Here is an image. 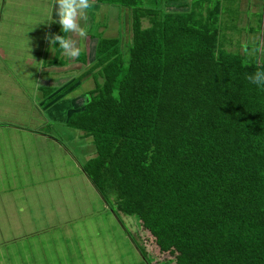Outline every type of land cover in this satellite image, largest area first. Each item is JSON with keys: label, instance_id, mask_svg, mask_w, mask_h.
Returning <instances> with one entry per match:
<instances>
[{"label": "trees", "instance_id": "trees-1", "mask_svg": "<svg viewBox=\"0 0 264 264\" xmlns=\"http://www.w3.org/2000/svg\"><path fill=\"white\" fill-rule=\"evenodd\" d=\"M101 1L129 8L131 33L127 57L122 36L98 39L95 85L66 121L92 138V183L173 264H264V86L249 80L264 62L227 48L237 10Z\"/></svg>", "mask_w": 264, "mask_h": 264}, {"label": "rangeland", "instance_id": "rangeland-1", "mask_svg": "<svg viewBox=\"0 0 264 264\" xmlns=\"http://www.w3.org/2000/svg\"><path fill=\"white\" fill-rule=\"evenodd\" d=\"M154 1L159 0L150 3ZM166 1L168 10L191 6ZM237 4L235 27L224 31L226 46L247 61L264 62V33L258 30L264 24V0ZM16 10L29 14L23 7ZM129 14V9L123 11L105 30L122 36L125 57ZM4 16L9 20L0 29V77L18 90L10 94L3 89L0 94V116L14 119L0 117V264H173V255L159 249L139 220L113 209L92 183L85 166L94 162V156L80 152L92 143L80 142L92 139L88 132L53 123L56 118L67 120L89 100L97 69L94 56L69 60L44 35L30 27L21 30L13 23V14ZM51 31L42 33L52 35ZM5 103L12 109L2 110ZM27 123L32 132L20 127ZM11 134L14 140H9Z\"/></svg>", "mask_w": 264, "mask_h": 264}, {"label": "crops", "instance_id": "crops-1", "mask_svg": "<svg viewBox=\"0 0 264 264\" xmlns=\"http://www.w3.org/2000/svg\"><path fill=\"white\" fill-rule=\"evenodd\" d=\"M164 1V0H161ZM168 1H177L178 4L181 5H186L188 4V6H190V4H192V0L191 3H188V0H168ZM226 4L231 6H234L235 10H237L238 8V4H237V0H226ZM162 3V2H161ZM17 6L19 7H23V9L27 12H29L28 15L22 14L20 11H17ZM263 6V4H262ZM264 8V7H263ZM129 8L125 7V6H121V5H117L108 1H101V0H96L94 7H92L91 9L88 10V15L90 17L88 22H84L82 21V27L86 28L87 31V38L81 40L80 42V47H81V51L83 50V55L81 54L79 57L80 62L83 60H86L85 58H89L90 56H94L95 53V46L97 44V41L100 37H113L110 36L109 34H106L105 30H107V32L109 31V29H111V27L113 26V23L115 20L117 19V16H122L123 11L126 12ZM14 13H17L18 16H16ZM13 14V18L12 21L13 23L16 25H19V27L21 28V30H24L25 28L30 27L29 29L33 30L35 33H38V35L42 34L44 35V38L46 37V35L48 34H43V33H47L48 30H53V32L51 31L52 35H56V34H60L63 35V33L61 32V26L56 22L58 20V16L56 13V6H55V0H0V29H2V26L5 22H8L9 17L5 18L4 15H10ZM264 15V13H263ZM18 29V28H17ZM27 29V30H29ZM261 32L264 33V24H261ZM43 32V33H42ZM33 38H36V35L33 34L32 35ZM115 37V36H114ZM57 47V49H60L59 46L55 45ZM54 50L56 51V49L54 48ZM60 51L62 52V50L60 49ZM85 56V58L83 57ZM81 58V59H80ZM52 62V61H51ZM50 63V62H49ZM6 80V82L1 80L0 77V94H2L3 89L6 92H9L11 94V92L16 93V90H18V86L14 85L12 87L11 82H9V80L7 79H3ZM1 82H3L4 85H1ZM24 91H21V95H23ZM2 100V98L0 99V101ZM9 102V98H7V100ZM29 103L32 104L31 99L29 100ZM13 108L15 110L18 109V107L16 106V104L13 105ZM12 109L11 103H5L2 107V110L5 111H9ZM1 110V109H0ZM3 119H6L7 121H13L14 119L12 118H5L0 116ZM48 121V119H47ZM67 120H59V119H54L53 123L56 127L62 125L60 128H74V130L79 129V128H75V127H71L66 123ZM49 122H51L49 120ZM30 124H24V125H20V127H29L28 129L25 130H30L29 126ZM59 128V129H60ZM73 131H71L73 133ZM32 132V131H31ZM70 130L69 132L67 131L66 135H68L69 137V143L71 144L70 141V136H72ZM15 138V134H11L9 136V140L12 139L14 140ZM87 139V137H84ZM81 143L84 142H88L90 144L91 140H85V141H81ZM92 149H91V146ZM89 145L88 149L85 151L84 148H82L80 150L81 152V156L87 154H91L93 156H95V149L92 145V143ZM84 147V145H82ZM91 157V156H89ZM88 157V158H89ZM87 158V159H88ZM86 158L85 156H83V160L86 163H88L89 160L85 161ZM79 164V162H78ZM79 167V165H78Z\"/></svg>", "mask_w": 264, "mask_h": 264}, {"label": "clouds", "instance_id": "clouds-1", "mask_svg": "<svg viewBox=\"0 0 264 264\" xmlns=\"http://www.w3.org/2000/svg\"><path fill=\"white\" fill-rule=\"evenodd\" d=\"M96 0H55L56 13L63 35H46L50 46L58 45L64 56L75 61L81 55L80 42L87 38V31L81 22H88V10L94 7ZM251 83L264 86V71H257L249 77Z\"/></svg>", "mask_w": 264, "mask_h": 264}]
</instances>
